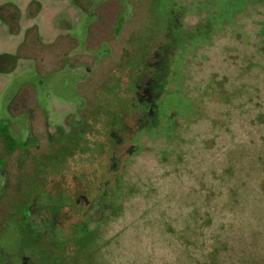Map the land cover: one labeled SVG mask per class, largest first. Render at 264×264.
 Returning a JSON list of instances; mask_svg holds the SVG:
<instances>
[{
	"label": "rangeland",
	"instance_id": "rangeland-1",
	"mask_svg": "<svg viewBox=\"0 0 264 264\" xmlns=\"http://www.w3.org/2000/svg\"><path fill=\"white\" fill-rule=\"evenodd\" d=\"M30 1L0 5L27 11ZM37 1L39 49L32 30L12 34L0 19V55H20L0 80V133L21 142L35 124L40 134L30 150L8 152L0 138L10 177L0 247L13 264L19 254L35 264H264V0L232 17L219 0H87L89 12ZM152 66L168 73L162 124L132 140L133 155L116 154L123 104ZM44 111L51 129H85L63 166ZM18 161L36 194L88 190L90 205L73 202L55 238L10 219L28 202L15 199Z\"/></svg>",
	"mask_w": 264,
	"mask_h": 264
},
{
	"label": "flooded vegetation",
	"instance_id": "flooded-vegetation-1",
	"mask_svg": "<svg viewBox=\"0 0 264 264\" xmlns=\"http://www.w3.org/2000/svg\"><path fill=\"white\" fill-rule=\"evenodd\" d=\"M86 1L87 0L81 2L77 0V6L85 12H89L88 8L85 9L84 6H82ZM219 2L223 4L224 9L230 11V17H232L236 11L242 10L248 5L253 6L257 4V0H219ZM86 3L88 4V1ZM42 8L43 5L37 0L30 1L27 11H22L19 6L12 3H6L0 5V19L7 26L8 31L12 34L21 33L24 30H26V32L32 30L35 38L33 43L37 49H39V47L41 48V46L46 45V43L38 37V24L35 22L36 18L42 11ZM175 40L180 41V38L177 37ZM164 54L167 55V50L164 51ZM166 55H163V59ZM22 56L25 58L32 57L31 54H22ZM19 59V54L14 55L10 53H3L0 55V80L2 76L13 73L16 70ZM165 73L166 72H164L160 67L152 66L148 76L146 77L144 89L140 92L137 100L134 101V103H130L131 101L128 100L123 104L124 118L120 119L119 123L116 124L117 131L113 133V135L118 136L116 143H114L115 150L117 152L116 154H119V152L122 151L121 155L123 156L125 155L123 151H128L129 155H133L140 149V147L139 145H133L132 140L140 138V136H143L144 133H155L159 130L164 114L163 101L168 86V73L166 74L167 77L165 76ZM162 84H164L162 94L156 99L155 97L160 92L158 87ZM17 111H19V109ZM17 111L14 107L13 113L15 114ZM42 116L45 120L47 131L46 138L49 148L52 149L54 146L58 150L59 159L56 166H63L66 159V149L68 148V143L78 147L79 143L85 137V129L82 128L80 120L74 121L73 126H71L68 132L64 127L66 126L65 124L58 126L55 129H51L48 121V115L45 111L42 113ZM33 126L34 127L32 128L30 135L21 142H18L19 140L13 137L7 129H3L1 131L0 138L5 141L8 152L14 151L16 148L30 150L38 145V140L36 138H39L40 134L35 133L36 125L34 124ZM120 132L130 134L131 139L130 136L125 138L124 135H120ZM126 143H128L129 146L126 147ZM116 154L115 156L118 158V155ZM111 160L114 162L115 157H112ZM24 166L23 161H18V164L15 166V199L19 202L18 200H24L27 198L28 202L17 203L15 206L17 214L10 219L14 220V222L17 223L22 230L29 231L31 229L35 230V228H39L42 232L49 231L50 236L55 238V236L57 237L58 233L61 232V228L63 226V213L70 209L73 202L76 205H90L88 199L86 198L88 190L85 187H76L74 192L70 194V199L66 197V191L63 188H59V190L55 193L36 194L33 186L34 178H32L31 175L25 174ZM6 168L7 163H5L3 158H0V201L7 197L5 193L8 189L10 181L9 173L6 171ZM25 188H29V190L25 191ZM34 199L36 200L34 201ZM18 257L20 264H35L31 263L28 256L19 254ZM12 261V255L0 247V264H13Z\"/></svg>",
	"mask_w": 264,
	"mask_h": 264
},
{
	"label": "water",
	"instance_id": "water-1",
	"mask_svg": "<svg viewBox=\"0 0 264 264\" xmlns=\"http://www.w3.org/2000/svg\"><path fill=\"white\" fill-rule=\"evenodd\" d=\"M158 88H159L160 92H159V94L155 97L156 99L159 98V97L161 96V94H162V90H163V85H160ZM155 124H156V120H155ZM113 136H114V135H113ZM83 202L86 203L85 201H83Z\"/></svg>",
	"mask_w": 264,
	"mask_h": 264
},
{
	"label": "trees",
	"instance_id": "trees-1",
	"mask_svg": "<svg viewBox=\"0 0 264 264\" xmlns=\"http://www.w3.org/2000/svg\"><path fill=\"white\" fill-rule=\"evenodd\" d=\"M162 1H163V0H162ZM162 1H161V2H162Z\"/></svg>",
	"mask_w": 264,
	"mask_h": 264
}]
</instances>
